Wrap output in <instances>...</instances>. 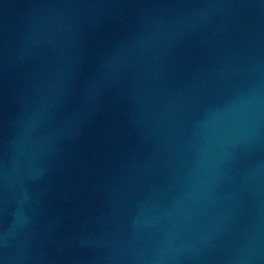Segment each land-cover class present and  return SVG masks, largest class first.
<instances>
[{
  "label": "water",
  "instance_id": "obj_1",
  "mask_svg": "<svg viewBox=\"0 0 264 264\" xmlns=\"http://www.w3.org/2000/svg\"><path fill=\"white\" fill-rule=\"evenodd\" d=\"M0 264H264V0H0Z\"/></svg>",
  "mask_w": 264,
  "mask_h": 264
}]
</instances>
